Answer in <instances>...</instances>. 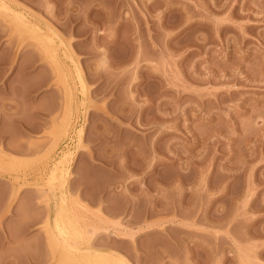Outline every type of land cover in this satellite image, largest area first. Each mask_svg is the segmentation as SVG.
<instances>
[{"label":"rangeland","instance_id":"obj_1","mask_svg":"<svg viewBox=\"0 0 264 264\" xmlns=\"http://www.w3.org/2000/svg\"><path fill=\"white\" fill-rule=\"evenodd\" d=\"M90 263L264 264V0H0V264Z\"/></svg>","mask_w":264,"mask_h":264},{"label":"bare ground","instance_id":"obj_2","mask_svg":"<svg viewBox=\"0 0 264 264\" xmlns=\"http://www.w3.org/2000/svg\"><path fill=\"white\" fill-rule=\"evenodd\" d=\"M39 29L42 30L41 28H39ZM37 30H38V28H37ZM40 30H39V31H40ZM39 31H38V32H39ZM73 132H74V131H73ZM75 225H76V224H75ZM75 227H76V226H75ZM73 228H74V227H73ZM95 230H97V229H94V231H95ZM91 231H93V230H91ZM87 232H88V231H87ZM91 233H92V232H91ZM100 257H101V256H100ZM90 264H92V263H90Z\"/></svg>","mask_w":264,"mask_h":264}]
</instances>
